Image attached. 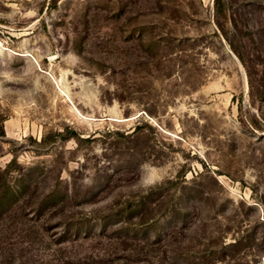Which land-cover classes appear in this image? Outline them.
<instances>
[{
    "label": "rangeland",
    "instance_id": "rangeland-1",
    "mask_svg": "<svg viewBox=\"0 0 264 264\" xmlns=\"http://www.w3.org/2000/svg\"><path fill=\"white\" fill-rule=\"evenodd\" d=\"M1 129L0 264H264V0H0Z\"/></svg>",
    "mask_w": 264,
    "mask_h": 264
},
{
    "label": "trees",
    "instance_id": "trees-1",
    "mask_svg": "<svg viewBox=\"0 0 264 264\" xmlns=\"http://www.w3.org/2000/svg\"><path fill=\"white\" fill-rule=\"evenodd\" d=\"M0 135H4V130L3 129H1ZM0 193H1V195H0V204H3V203L8 201L9 192H8V190L5 189L3 192H0Z\"/></svg>",
    "mask_w": 264,
    "mask_h": 264
}]
</instances>
